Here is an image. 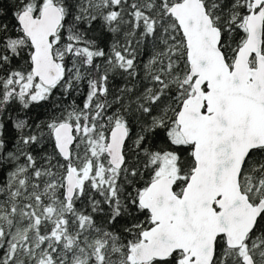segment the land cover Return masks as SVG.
<instances>
[{"label": "snow or ice", "instance_id": "6c2138e0", "mask_svg": "<svg viewBox=\"0 0 264 264\" xmlns=\"http://www.w3.org/2000/svg\"><path fill=\"white\" fill-rule=\"evenodd\" d=\"M0 264H264V0H0Z\"/></svg>", "mask_w": 264, "mask_h": 264}]
</instances>
